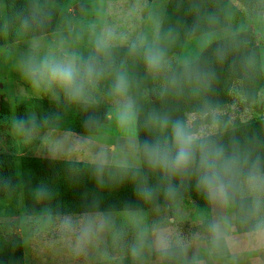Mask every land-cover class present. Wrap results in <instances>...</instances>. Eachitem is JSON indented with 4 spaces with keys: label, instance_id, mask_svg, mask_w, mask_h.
<instances>
[{
    "label": "trees",
    "instance_id": "16d2710c",
    "mask_svg": "<svg viewBox=\"0 0 264 264\" xmlns=\"http://www.w3.org/2000/svg\"><path fill=\"white\" fill-rule=\"evenodd\" d=\"M62 1L4 0L9 39L16 40L17 27L28 37L54 31ZM226 25L224 0H169L154 43L111 48L108 53H115L117 60L109 63L94 58L89 62L98 72L95 80L100 78L105 82V100L117 96L114 92L117 74L128 77L140 167L0 153V201L16 194L18 176L23 191L35 193L32 208L47 206L58 215L155 210L170 207L177 200L191 199L194 214L201 219L202 228L210 233V200L197 185L201 171L199 153L196 164L187 174L173 175L153 169L143 151L145 142L163 143L166 139L171 146V124L177 120L185 124L186 115L193 113L195 118L189 127L198 132L204 124H219L215 132L202 137L222 149L224 158L237 161L227 202L234 213L236 232L256 230L260 211H255L254 197L243 194L242 182L254 165L264 174V118L241 120L236 115L256 101L264 89L259 46L251 40L248 30H242L209 43L190 63L170 67L164 64L173 53L180 52L186 39ZM2 28L0 20V44ZM148 48L164 52V62L158 70L147 67L144 52ZM122 58H125L123 63ZM105 100L72 102L63 95L53 102L57 107L53 114L41 112L36 121L25 126L98 134L109 120V105ZM227 106L234 109L215 114ZM230 113L235 116L231 118ZM165 117L169 126L161 130L157 121ZM16 163H19V174ZM169 188L174 192L169 193ZM171 248L170 256L158 253L159 261L149 264H185L181 246ZM21 256L20 251L12 264H22Z\"/></svg>",
    "mask_w": 264,
    "mask_h": 264
},
{
    "label": "rangeland",
    "instance_id": "374dc122",
    "mask_svg": "<svg viewBox=\"0 0 264 264\" xmlns=\"http://www.w3.org/2000/svg\"><path fill=\"white\" fill-rule=\"evenodd\" d=\"M224 1L227 25L186 39L180 52L173 53L164 64L170 67L190 63L209 43L248 30L251 40L260 48L264 80V0ZM168 2L63 0L58 5L60 17L54 31L43 36L28 37L17 27L16 40L11 41L7 32L4 0H0V20L3 24L0 44V153L14 157L60 156L85 162L139 166L135 111L132 122L122 125L118 121V113L124 98L116 96L105 100V82L100 78L87 86L86 99L81 102L100 99L108 103L109 120L98 133L104 148L91 146L89 140H84L88 135L79 136L75 132H63L65 130L62 129L19 127V121H24L25 125L32 123L41 112L53 114L57 110L53 102L66 96L58 87H33L23 67L30 57L39 60L48 54L72 57L80 66L89 64L94 58L111 63L118 58L115 53H108L111 48L155 42ZM107 33H113L114 36L102 48L98 41L106 37ZM124 61L125 58H122L121 63ZM127 99L133 104L131 95L128 94ZM229 108L234 109L233 106H227L215 111V114L230 112ZM230 114L231 118L235 116ZM236 116L241 120L264 118V89L256 101ZM194 118L193 113H188L185 124L189 126ZM218 127L219 124H204L197 133L202 136L215 132ZM80 139H83L82 145L78 148L74 144L79 143ZM64 144L66 149L62 151ZM16 164L19 174V163ZM242 187L243 194L251 193L246 180L242 182ZM35 197V193L23 191L18 176L16 194L0 201V264H12L20 251L22 264H140L139 257L150 255L151 249L155 247L152 246L154 238L164 235V231L158 230L154 237L152 235L153 241L149 242L144 238L148 227H117L116 219L119 216L116 212L63 216L47 206L34 209L31 202ZM260 202L264 205V197H261ZM157 222L161 223L158 227H165L162 217H157ZM174 227L173 235L180 238V243L185 240L191 242L200 233L199 228H196L186 235V230L181 226ZM133 246L137 250L135 253Z\"/></svg>",
    "mask_w": 264,
    "mask_h": 264
},
{
    "label": "clouds",
    "instance_id": "9594fccd",
    "mask_svg": "<svg viewBox=\"0 0 264 264\" xmlns=\"http://www.w3.org/2000/svg\"><path fill=\"white\" fill-rule=\"evenodd\" d=\"M113 36V33H107L106 37L98 41L99 46L106 47V41ZM144 58L149 70H158L164 62V52L160 49L148 48L144 52ZM23 72L33 87L42 89L58 87L72 102L84 101L87 86L98 76L95 66L91 63L80 66L72 57H57L51 54L39 60L30 57L25 62ZM128 90V77L124 73H118L114 92L124 98L118 113V121L122 125L130 124L133 118L134 108L131 100L127 99ZM157 123L161 130H166L169 126L166 117L160 118ZM18 126L23 128L24 121H19ZM171 138V146L166 139L163 143L159 140L155 143H144L143 151L148 164L153 169L168 174H187L196 164L199 153L201 171L197 178L198 187L202 188L209 200L227 203L236 176V159L224 158L222 149L210 145L200 134L180 120L171 124ZM246 185L254 197L255 211L259 213L261 197L264 196V174L260 173L258 166L254 165L248 172ZM172 192L174 189L169 188V193ZM256 230L259 235L264 236V219L258 220ZM209 231L213 245L218 246L221 241L219 226L212 223L209 225ZM136 251L133 246V252ZM156 251L164 257L170 256L171 241L166 236H158Z\"/></svg>",
    "mask_w": 264,
    "mask_h": 264
},
{
    "label": "crops",
    "instance_id": "0c3cea01",
    "mask_svg": "<svg viewBox=\"0 0 264 264\" xmlns=\"http://www.w3.org/2000/svg\"><path fill=\"white\" fill-rule=\"evenodd\" d=\"M63 132L72 133L70 131ZM74 134L79 135L78 133ZM99 136L100 134L88 135L84 140H89L91 146H95V148H104L102 142H100V139L98 138ZM82 140L79 143L73 144L80 148ZM62 148V151H65V144ZM87 149L88 148H86V150ZM59 158L68 159L60 156ZM75 160L81 161L79 159ZM134 167H140V165ZM249 195L253 196L251 193ZM192 208H194L193 201L191 199H185L173 202L170 207L155 210H120L113 212H86L66 215L93 216L96 214L116 212L119 216V218L116 219L118 222L116 225L117 227H122L123 225H127L130 228L141 226L145 228L148 227L146 229V234H144V238L149 240V242L153 241L152 235L154 237L156 231H164L163 236H166L171 241V247L176 245L181 246L185 264H264V236L259 235L257 230L243 233L236 232L234 227V213L229 209L228 203L222 204L210 200L212 223H216L221 232V241L218 246L213 245L211 233L202 229L201 219L196 217L194 209L192 210ZM260 215L261 219H264V205L261 202ZM157 217H162L165 227H158L161 223L157 222ZM174 226H181L183 230H186V235L191 234V231L196 228H199L200 233L194 239L192 238L191 242H189L190 240H185L183 243H180V238H175L173 235V230L175 229ZM154 239L155 242L152 243V246L155 245V247L151 249L150 255L139 257L141 260L140 264H149L159 261L158 252L156 251L157 238L155 237ZM184 239H186V237H184Z\"/></svg>",
    "mask_w": 264,
    "mask_h": 264
},
{
    "label": "water",
    "instance_id": "95a60500",
    "mask_svg": "<svg viewBox=\"0 0 264 264\" xmlns=\"http://www.w3.org/2000/svg\"><path fill=\"white\" fill-rule=\"evenodd\" d=\"M79 8V7H78Z\"/></svg>",
    "mask_w": 264,
    "mask_h": 264
}]
</instances>
